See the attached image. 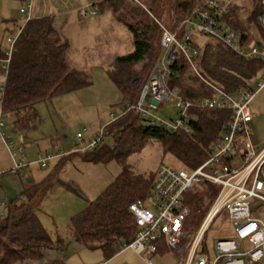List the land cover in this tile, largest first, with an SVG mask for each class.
<instances>
[{
    "label": "trees",
    "instance_id": "obj_1",
    "mask_svg": "<svg viewBox=\"0 0 264 264\" xmlns=\"http://www.w3.org/2000/svg\"><path fill=\"white\" fill-rule=\"evenodd\" d=\"M127 1L102 0L97 8L111 10L133 35L132 52L116 56L108 74L122 93L123 102L135 104L148 80L143 85L134 84L138 74L136 66L155 54L159 31L158 26L150 20L145 4L141 2L140 5L131 6L126 4ZM151 1L153 4L159 2ZM201 1L185 0L179 3V7L183 8V12L191 11ZM252 1L247 27L238 18L237 3L227 16L230 25L242 30L248 39L249 34L258 32L264 35V28L258 20L264 12L262 0ZM21 28L0 102L2 113L12 115L18 129H26L36 127L40 121L39 102L81 89L92 81L88 75L70 65L67 56L69 42L55 28L52 15L32 17ZM206 38L209 41L199 47V53L195 56L202 77L230 93H237L240 89L252 90L249 81L261 74L264 61L246 59L216 39ZM4 57L5 52L0 45V58ZM172 69L173 74L168 82L170 88H178L191 99L214 94V90L200 76L194 72L188 74L191 68L185 59L175 63ZM194 113L190 131H171L154 126L133 110L104 127V141L83 153L82 158L102 163L116 159L121 170L96 199L90 200L84 209L71 217L70 226L81 243L89 248L101 249L105 258L109 259L134 239L137 227L130 204L149 193L155 170L148 174L137 173L128 158L139 152L149 139L160 141L164 154L172 153L178 162L189 168H196L209 157L212 144L221 137L222 129L231 119V111L195 109ZM108 137L113 139L111 144L105 141ZM201 185L203 190H196L200 186L193 188L186 197L195 219H203L218 193V186L214 184L203 182ZM40 187L31 184L21 194L8 199V215L0 219V264H17L22 258L41 260L49 249L64 251V239L60 236L54 238L41 220V209L35 204ZM167 251L165 246L160 248L162 254ZM50 264L66 262L57 259Z\"/></svg>",
    "mask_w": 264,
    "mask_h": 264
},
{
    "label": "built area",
    "instance_id": "obj_2",
    "mask_svg": "<svg viewBox=\"0 0 264 264\" xmlns=\"http://www.w3.org/2000/svg\"><path fill=\"white\" fill-rule=\"evenodd\" d=\"M237 1L202 0L179 20L175 29L160 24L163 57L153 66L137 102L126 104L125 112L133 110L146 122L171 131H190L195 109L231 111L228 125L222 129L221 137L212 144L210 155L202 164L189 168L183 163L179 166L160 163L149 193L130 204L137 232L123 248H133L142 254L147 264H157L154 256L163 255L160 252L162 246L175 255L178 264H264V144L251 141V102L257 91L264 87V69L257 83L258 90L240 89L237 93H230L203 78L195 60L202 46L198 37H212L246 59L264 61V36L250 40L228 21L227 16ZM261 2L264 6V0ZM33 7L34 0H22L19 10L27 14L29 20ZM89 9L82 8V16L89 11L98 12L96 6ZM258 20L264 28V12ZM21 31L20 27L16 36L8 37L9 48L4 51L5 57L0 58V77L4 81ZM181 59H185L193 72L209 84L214 90L212 96L191 99L178 88L169 87L172 66ZM167 102L174 104L175 118L157 114ZM3 114H0V135L5 136ZM104 127L100 136L89 140L82 150L97 147L104 141ZM82 138L83 133L78 132L76 142ZM8 148L16 162L15 170L23 169L21 147L8 144ZM51 158L47 154L38 162L45 166ZM203 182L218 186V193L196 231L192 232L188 230L191 209L186 197ZM220 214L230 222L233 236L215 240L212 259L205 237ZM99 264H108V261Z\"/></svg>",
    "mask_w": 264,
    "mask_h": 264
},
{
    "label": "rangeland",
    "instance_id": "obj_3",
    "mask_svg": "<svg viewBox=\"0 0 264 264\" xmlns=\"http://www.w3.org/2000/svg\"><path fill=\"white\" fill-rule=\"evenodd\" d=\"M184 1L159 0L156 4L151 0L127 1L126 4L131 6L140 5L141 2L145 4L150 20L152 19L158 26L159 31L155 54L136 66L138 72L134 79L136 86L144 84L155 62H160L163 57L160 24L175 29L179 20L190 12L189 10L183 12V8L179 7V3ZM237 4L238 18L247 27V16L253 8V1L238 0ZM19 7L20 0H0V45L4 51L9 48L8 37L16 36L18 29L27 21V14L21 13ZM103 16L106 18L107 15ZM88 28H92L93 31L88 33L87 40L83 39L81 30H76L69 38L67 56L72 67L88 75L92 83L39 102L37 109L40 121L36 127L18 129L14 124V117L3 114L5 136L0 135V219L7 217L8 199L21 192L27 179L32 178L35 182L41 183L51 173L47 177L49 188L37 205L41 209L40 217L48 232L54 238L59 235L64 239L65 249L60 251V254L66 264H99L104 260L108 261V264H147L144 256L133 248L124 247L107 259L101 249L89 248L72 238L71 217L84 209L90 200L96 199L121 170V165L116 159L105 163L83 159L82 154L90 148L85 150L82 148L87 146L89 140L100 136L104 126L125 112L126 104L123 102L122 93L110 78L108 69L117 55L128 54L134 47L131 31L119 21L106 18L104 23ZM260 36L261 33L258 32L254 35L249 34L250 39H259ZM197 40L203 46L209 41L206 37H198ZM191 73L193 71L189 69L188 74ZM260 80L258 75L249 81L254 90H258L257 83ZM3 84L4 78L0 77V98ZM251 109L253 113L251 141L263 143L264 87L255 94ZM157 114L175 118L174 104L167 102ZM78 132L83 133V140L80 142L74 140ZM105 141L111 144L113 139L108 137ZM8 144L21 147L23 152L21 159L25 165L23 169L15 170L16 162ZM47 154L52 156L48 164L44 166L38 163V159ZM62 155L65 157L60 160ZM128 162L135 172L147 174L154 171L160 163L175 166L182 164L172 153L164 154L161 142L155 139H149L139 152L130 155ZM194 189L201 191L203 186L199 184ZM201 221L202 218L195 219L191 214L188 230L195 232ZM231 236L232 226L220 214L212 222L205 237L212 259L215 240ZM32 261L27 260L26 263L32 264ZM34 261L36 264H42L44 260ZM154 261L157 264H178L171 251L155 255Z\"/></svg>",
    "mask_w": 264,
    "mask_h": 264
},
{
    "label": "crops",
    "instance_id": "obj_4",
    "mask_svg": "<svg viewBox=\"0 0 264 264\" xmlns=\"http://www.w3.org/2000/svg\"><path fill=\"white\" fill-rule=\"evenodd\" d=\"M100 1L102 0H34L32 17H42L46 15H52L54 18L55 28L64 35V37L68 40V42H69V38H71V36L74 35L76 30L77 31L81 30L83 34V39L87 40L88 33L93 31L91 30L92 28L91 29L88 28L89 26L100 25L105 22L106 18L110 19L111 21H113V19L116 21H119L111 10L102 11L98 9V12L95 14L89 11V13L86 16H82L81 14L82 8H90L89 10H91L94 6L97 7ZM105 14L107 15L106 18H104L105 16H103ZM27 20H28V16H27ZM74 140L76 141V138ZM254 144L261 145V144H264V141L263 143H254ZM64 157L65 156L62 155L60 157V160L63 159ZM49 175H51V173ZM49 175H47L41 183L35 182L32 178L27 179L25 181L26 184L23 183V189L21 190L19 194H21L31 184L41 185L38 191V194L36 196V199H35V204L37 205L43 199L44 195L46 194L49 188V184H48L49 180L47 179ZM71 231H72L73 240L79 242L80 244H83L80 242V240L76 238L75 232L72 228H71ZM57 259L65 260L62 257V254H60V250L49 249L45 251V255L43 257L44 261L42 262V264H50L52 261L57 260ZM27 260H31V259L22 258L20 259L19 262L21 264H27L26 263ZM32 262H33L32 264H36V261L33 260Z\"/></svg>",
    "mask_w": 264,
    "mask_h": 264
}]
</instances>
